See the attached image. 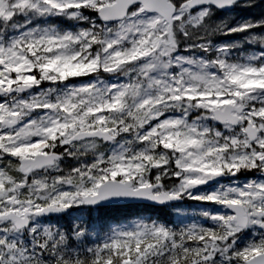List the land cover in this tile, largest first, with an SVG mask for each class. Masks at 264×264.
I'll return each instance as SVG.
<instances>
[{
	"label": "snow or ice",
	"instance_id": "obj_1",
	"mask_svg": "<svg viewBox=\"0 0 264 264\" xmlns=\"http://www.w3.org/2000/svg\"><path fill=\"white\" fill-rule=\"evenodd\" d=\"M0 264H264V0H0Z\"/></svg>",
	"mask_w": 264,
	"mask_h": 264
}]
</instances>
